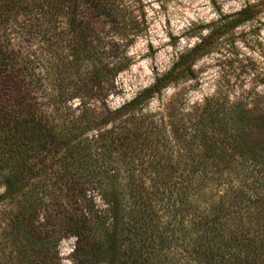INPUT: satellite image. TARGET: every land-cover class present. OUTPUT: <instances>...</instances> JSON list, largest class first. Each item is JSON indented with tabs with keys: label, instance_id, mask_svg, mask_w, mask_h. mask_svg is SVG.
<instances>
[{
	"label": "trees",
	"instance_id": "1",
	"mask_svg": "<svg viewBox=\"0 0 264 264\" xmlns=\"http://www.w3.org/2000/svg\"><path fill=\"white\" fill-rule=\"evenodd\" d=\"M255 7L113 108L143 31L124 0H0V264L69 238L74 264H264V106L149 108Z\"/></svg>",
	"mask_w": 264,
	"mask_h": 264
},
{
	"label": "rangeland",
	"instance_id": "2",
	"mask_svg": "<svg viewBox=\"0 0 264 264\" xmlns=\"http://www.w3.org/2000/svg\"><path fill=\"white\" fill-rule=\"evenodd\" d=\"M141 22L143 30L128 48L132 65L116 79L117 94L109 104L119 107L150 86L155 77L168 71L178 55L192 50L210 35L217 20L246 5H255L256 16L210 40L209 52L193 65L194 78L165 89L150 103L190 108L205 98L243 100L264 106V0H124ZM28 49H34L35 45ZM5 206L0 205V220ZM2 229V225H0ZM75 239L59 247L62 264H74L71 253ZM3 262L5 260L4 256Z\"/></svg>",
	"mask_w": 264,
	"mask_h": 264
}]
</instances>
